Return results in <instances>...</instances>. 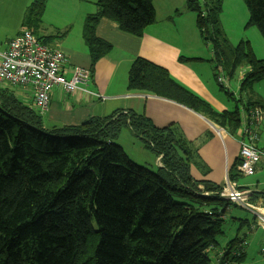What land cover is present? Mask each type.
I'll return each instance as SVG.
<instances>
[{
    "label": "trees",
    "instance_id": "obj_1",
    "mask_svg": "<svg viewBox=\"0 0 264 264\" xmlns=\"http://www.w3.org/2000/svg\"><path fill=\"white\" fill-rule=\"evenodd\" d=\"M222 1L186 0V7L195 14L200 37L211 44L214 80L219 68L229 79L246 68L237 96L217 83L233 110H214L165 69L142 58L129 67L127 89L181 104L242 139L239 104L246 117L258 107L253 85L264 80V60L256 59L244 42L232 47L222 37ZM243 1L247 25L264 38V0ZM45 3L32 1L21 27L48 45L64 34L38 36ZM94 6L82 25L91 71L111 50L95 33L101 19L136 37L155 22L152 0H96ZM125 127L162 156L161 168L151 171L134 163L115 144ZM192 165L199 168L191 143L142 115L119 110L48 130L37 109L0 92V264H210V251L218 264L241 263L245 254L244 247H237L244 242L239 234L225 247L217 240L224 235L223 217L232 204L219 196L222 185L195 182ZM239 165L238 158L228 171L231 182L241 176ZM259 200L264 206V193L248 196L252 204Z\"/></svg>",
    "mask_w": 264,
    "mask_h": 264
},
{
    "label": "crops",
    "instance_id": "obj_2",
    "mask_svg": "<svg viewBox=\"0 0 264 264\" xmlns=\"http://www.w3.org/2000/svg\"><path fill=\"white\" fill-rule=\"evenodd\" d=\"M30 2L31 0H0V16L7 20L0 22V53L6 49L9 40L26 30L21 27V22L24 10ZM152 3L155 22L146 28L141 37L120 31L117 24L112 21L106 19L99 21L95 30L96 36L109 43L111 50L96 62L92 71L88 50L82 39V25L85 16L95 12L94 4L82 8L78 2L74 4L71 12L67 13L63 10L59 12L56 8L48 10L53 16L64 14L67 16L62 24L53 27L52 34L45 32L43 27L45 18L42 14L38 36L64 34L61 38L49 42L47 46L60 50L65 55L66 63L63 66L65 78L71 77L75 67L89 70L88 82L79 86L74 93H66L61 87L51 90L49 105L44 112H40L43 126L48 130L66 125L76 126L90 117L101 118L119 110L124 113L130 111L146 117L158 129H175L177 135L191 143L192 148L196 149L199 164V168L194 165L190 167V175L195 182L208 181L223 186L229 169L238 159L241 138L239 139L238 135L231 136L225 131L218 134L215 131L216 127L204 116L181 104L156 95L127 89L129 67L134 59L142 58L165 69L172 79L206 101L214 110L230 111L228 100L220 91L216 79L214 80V64L209 62L212 52L208 57L200 55L204 51L201 47L202 40L199 33L197 38L195 14L193 17L192 12L187 9L186 0H152ZM186 36L192 37L187 40ZM180 58L189 61H182ZM232 80L236 84V90H231L230 82L228 91L237 96L239 77ZM4 91L33 108L29 86H8L0 90V92ZM242 115L246 117L244 112ZM116 139L119 141L117 145L123 150L126 143L129 147L136 148L140 160H145L142 157L143 151L150 153L146 156L147 161H144L149 166L144 167L151 171L162 167V156L145 148L144 142L128 127L123 128ZM260 164L261 162L257 164L256 169ZM235 183L238 185L237 182ZM246 189L248 193H264V189L258 187L252 188L253 190ZM261 203L259 200L253 204L262 206ZM243 241L245 242L244 239ZM227 242L221 247H225ZM244 242L237 247H244ZM243 252L245 257L239 264L245 262L246 251Z\"/></svg>",
    "mask_w": 264,
    "mask_h": 264
},
{
    "label": "built area",
    "instance_id": "obj_3",
    "mask_svg": "<svg viewBox=\"0 0 264 264\" xmlns=\"http://www.w3.org/2000/svg\"><path fill=\"white\" fill-rule=\"evenodd\" d=\"M65 63V55L60 50L42 44L30 31L23 30L9 40L6 49L0 53V90L8 86H29L33 108L44 112L49 105V94L53 88L61 87L64 92L72 94L89 80V70L81 67L73 68L71 77L66 79L63 74ZM224 75L223 70L219 68L216 82L228 91L229 83ZM242 78L243 75L240 74L238 82ZM247 117L249 120L246 124ZM247 117H243L242 139L239 142L238 171L242 177L254 176L257 164L264 160V152L256 145L258 136L256 128L259 125L254 122L256 120L260 124L261 110L258 107L251 109ZM215 131L220 134L224 130L215 128ZM249 194L226 177L219 196L235 206L250 211L264 225V207L250 203Z\"/></svg>",
    "mask_w": 264,
    "mask_h": 264
},
{
    "label": "rangeland",
    "instance_id": "obj_4",
    "mask_svg": "<svg viewBox=\"0 0 264 264\" xmlns=\"http://www.w3.org/2000/svg\"><path fill=\"white\" fill-rule=\"evenodd\" d=\"M32 1L34 0H31V2ZM94 1L96 2V0H46L44 9L45 11L43 12V16L45 18L43 27L45 29V32L48 34H52V32L54 31L53 27L56 24H62L63 20L67 18L66 14H64L63 16H53L48 13V10L56 8L59 12L60 10H63L65 13H67L71 12L74 4L76 5L78 4V2H80L82 8H86L87 5L95 4ZM191 15L194 17V13H191ZM248 20L249 13L243 0L222 1L221 10L218 15V28L222 33V37L232 47H236L239 43L244 42L256 59L264 60V38L262 37L257 27L247 25ZM0 22H7V20H5L3 16H0ZM195 32L197 34V38H199L198 32ZM192 33L193 35H195L194 32ZM191 37L192 36H186L187 40H190ZM201 40V47L204 49V51L201 52L200 55L201 57H208V55H210L212 52L211 44L205 42L202 38ZM243 70H246V68L238 69L236 78L240 77V74L244 76L245 71L243 72ZM224 78L226 79L227 83L231 82V90H236V84L234 83V80H229L226 76ZM212 85L217 88V85L214 82H212ZM253 92L254 96L252 97V99L257 103V106L262 113L260 124L259 122L254 120V122L259 125L257 127H260L259 129L256 128L258 131L256 144L264 152V80L253 85ZM217 94L223 95L219 92H217ZM228 102L231 111L234 109V103L232 101ZM239 109L240 112H244L240 104ZM244 114L246 115L245 112ZM248 120L249 117L246 118V124ZM114 142L115 144H118L119 141L115 139ZM134 149L136 152L134 151ZM124 151L133 162L139 165L149 166V164H145L144 162L147 161L146 156L150 154L147 151H143L144 155H142V157L145 159L144 161L138 158V150L136 148L129 147L127 143L124 144ZM237 183L238 185L246 187L249 190L256 187H258L259 189H264V160L261 161V164L259 165V168L256 169L254 176H239L237 178ZM234 219L247 220L248 225L242 224L241 227L240 223ZM93 227L95 228L94 224ZM222 231L224 232V235H219L217 237L219 246H223L227 241L232 239L235 235L239 234L240 237L245 240L244 250L246 251V259L243 264H264V225L254 217L253 213L233 204L230 205L223 217ZM209 257L210 264H218L217 260L214 258V252L210 251ZM234 264L237 263L234 262Z\"/></svg>",
    "mask_w": 264,
    "mask_h": 264
}]
</instances>
